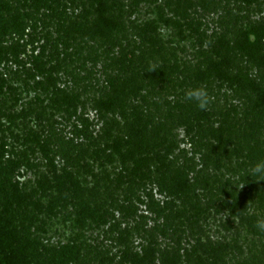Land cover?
Here are the masks:
<instances>
[{
  "label": "rangeland",
  "instance_id": "1",
  "mask_svg": "<svg viewBox=\"0 0 264 264\" xmlns=\"http://www.w3.org/2000/svg\"><path fill=\"white\" fill-rule=\"evenodd\" d=\"M63 1H73L74 15L79 16L82 22L91 13L94 23H100L106 15L103 11L97 13L98 3L105 0ZM184 2L187 3L185 9L192 8L191 4L196 5L192 17L202 29L201 36L197 38L193 33L191 38L187 32L184 35L178 24L186 15L174 7H164L162 0H157L155 4H141L137 10L128 13V20L134 24L127 25L130 28L127 32L117 36L111 33L118 39L114 50L118 56L123 59L132 53L136 57L135 62L128 63L131 71H127L125 59L124 64L120 62L113 66L115 72L112 78L121 79L126 73L130 75L133 70H145L148 66L154 68L148 72L151 87L146 85L147 90L143 88L139 94L146 96L148 93L150 103L141 101L138 95L137 98H130L132 108L140 107L152 117L150 130L142 135L133 131L120 113L102 107L101 96L108 90V76L103 73L101 65L90 62L84 67L80 63L71 65L64 53V43L66 36H76L74 27L64 30L61 22H46L35 35L32 33L19 43L5 45L7 54L0 59V172L13 185H18L19 191L25 195L19 197L16 192L11 193L15 206L12 222L22 233L44 243L49 250L47 254L40 249L36 253L35 264H57L55 254L67 250L75 253L72 255L77 259H61L58 264H244V261L253 264L255 258L263 255L259 245L264 238L258 240L246 230L242 233L240 230L241 238H238L236 229L239 220L236 218L239 217L234 216L233 219L223 204H213L208 200V194L201 191L195 196L189 193L187 201L195 204L198 196V207L202 206L208 213L204 216L210 217V220L206 222L204 219V230L194 228L199 229L198 233L192 231L190 224L195 221L198 210L182 206L184 198L177 194L174 188L176 182L173 185L170 182L169 163L157 167L159 173L152 168L155 178L146 182L143 190L131 200L126 191L128 184L118 185L116 182L124 170V159L116 157L113 167L101 169L94 159L95 146L83 142L79 135L81 119L88 118L98 146L109 144L111 147L113 140L118 138L129 141L125 154L133 151L139 155L140 145L147 146L149 150L160 145L161 154L167 153L170 158L178 151L172 153L163 147L173 140L180 149L190 150L192 133H189V127L197 126L199 119L207 118L200 122L204 125L209 122L218 128L220 120L217 114L231 116L233 112L228 110L236 107L239 108V116H244L241 114L247 111L244 112L242 106L250 94L248 83L256 81L259 85L264 84V0ZM158 7H162L161 12ZM160 13L172 19L171 26H165L159 18ZM152 22L158 28L156 51L151 48L145 50L139 34L133 30L136 25L141 27ZM182 25L186 31L185 24ZM252 32L256 38L250 36ZM85 41L87 43L83 47L87 49L96 46L93 36ZM69 42L72 45L69 52L75 54L76 44ZM120 45L123 49L119 50ZM220 64L225 65V76L218 68ZM43 66L49 72H44ZM159 68L166 74L161 76ZM45 74L51 76L45 77ZM175 79L176 86L173 84ZM197 88L205 89L210 97L206 110H200L194 102L185 98L187 91ZM64 94L80 101L77 109L70 107L71 103L62 102ZM57 100L61 103L53 104ZM257 101L252 96L247 102L251 108H257L262 103ZM262 110L263 118L257 121L258 128L248 133L239 132L246 138L222 151L227 165L223 170L224 182L232 177L236 179L237 186L244 190L250 202L247 204V199L237 192L236 186H233V191L237 192L238 201L240 198L248 207H252L251 200L256 198V190L262 185L251 174L257 161L264 159ZM108 153L113 154V151L108 150ZM61 182L69 190L76 188L86 203L95 201L94 206L102 217L107 211L113 212L115 220L104 217L96 222L87 221L77 215L78 210H74L68 201L58 211L51 210V202L60 196L56 185ZM50 187L53 192H50ZM149 197L157 204L153 214L148 211ZM113 199H118L119 210L114 209ZM225 199L229 201L228 197ZM127 200L131 201L139 216L142 214L149 219L123 216L121 207H128ZM164 201H173L179 206L184 212L183 218L166 222L165 218L171 211L166 215L159 214ZM225 203L232 205L231 202ZM231 220L235 223L227 224ZM165 224L168 228L164 227ZM199 241L205 245L203 248L197 246ZM219 242L229 244L231 248L219 251L209 248Z\"/></svg>",
  "mask_w": 264,
  "mask_h": 264
},
{
  "label": "trees",
  "instance_id": "2",
  "mask_svg": "<svg viewBox=\"0 0 264 264\" xmlns=\"http://www.w3.org/2000/svg\"><path fill=\"white\" fill-rule=\"evenodd\" d=\"M126 1L129 3L127 4L120 0H112L110 2L105 0L99 2L97 13L103 11L106 15L102 17L100 23H94V20L91 18L93 17V13L84 17L85 22H82L79 16L74 15L73 1L0 0V59L7 54L8 50L5 45L13 42L19 43V41L25 40L26 37L28 38L31 36L30 34L32 33L35 35L39 32L42 24H45L46 22L55 24L61 22L64 26V30H66V28L74 27L76 36H66V42L64 43V53L66 54V57H69L71 65L80 63L81 66L84 67L85 64L89 62L96 66L101 65L103 73L108 76L106 80V89L108 90L103 94V97L101 96L102 107L107 111L120 113L125 117V120L129 122L133 131L141 135L145 134L150 130V126H152L151 114L146 113L144 110L140 109V107L132 108L130 106V98L131 96H135L136 98L139 96L141 101L146 103L150 101V99H148V93L146 96L139 94L143 91V88L144 90H147L148 85L151 87L152 84L149 82L150 76L148 72L152 71L154 68L148 66L145 70H133L131 73L135 76L126 73V76H123L121 79H118L117 77L112 78V75L115 72L113 66L118 65L120 62H123L124 64L125 61L123 59H125V65L127 63V71H131L132 68L128 63L132 64L136 59L132 53H130L128 57L125 56V58L122 59V57L114 52L118 45V39H115L114 36L112 37V34L117 36L127 32L130 29L127 25L132 26L134 24V22L128 20V13L137 10L143 3L155 4L157 3V0L154 2L152 0ZM162 1L165 2L164 7H174L186 15L179 20L178 24L184 31V35H186L185 32H187L190 35V38L192 33L196 38L197 36H201L202 29L196 19L192 17V11L196 9L195 4H191L192 8L185 9L186 6L184 5H187V3L185 4L184 0ZM161 9L162 7H158V11L161 12ZM179 15L180 14H178V16ZM159 18L164 24H166L165 26H171L172 19L165 17L163 13H160ZM76 20L80 21L78 22ZM183 23L185 24L186 31L181 27L183 26ZM133 30L139 34L140 43L142 42V44H144L145 50L151 48L156 51L155 49L158 44V28L155 22L144 24L141 27L136 25L133 27ZM91 36H93L96 46L87 49L86 47H83V45L87 43V41H85L86 38L90 40ZM250 36L256 38L254 32L250 33ZM69 41L76 44L74 51L77 50V52L75 54L69 52L72 48ZM52 48L53 47H51V49ZM120 49H123L122 45H120L119 50ZM43 50H46V48H43ZM151 57H153V55ZM36 65L41 69L38 62ZM224 67L225 65H218V68L222 71L223 75L225 73ZM42 69L44 72H49L45 70L44 66ZM154 71H157V69ZM121 73H123L122 70ZM159 73L161 76L166 74L163 70H160ZM46 76L51 75L45 74V77ZM239 81L240 79L238 80V85L236 87L237 92H239ZM176 82V79L173 80L174 85L177 84ZM139 84L141 87L138 86ZM52 85L55 86L54 84ZM146 85L147 88L145 87ZM240 87H242V85H240ZM247 89L250 94L246 97L245 104L242 106L243 111H247L245 114H241L244 116H239V108H230L228 110L229 113L233 112L231 116L228 115L223 117L221 113L217 114L220 120L218 128H214L209 122L205 125L203 122H200L204 120L206 121L207 118L204 120L199 119L200 121H198L197 126L189 127V133H192L190 135L192 143L190 150L180 149L172 139V141H169L168 145L163 147V149H170L172 153L178 151L176 156L174 155L170 158L167 157V153H163V155L161 154L162 146L160 145L155 146L153 149L151 147V150L147 149V146L140 145L141 153H139V155H136L133 151H127L130 153L125 154L124 149H126L125 146L129 144V141H124L118 138L113 140L111 147L109 144L103 146L100 144L98 146L95 143L98 141L97 138H94L92 135V122L88 118L81 117L83 119H81L82 122L79 135L83 142L95 146L94 159L96 165L101 169L113 167L116 162V157H122L124 159V170L120 173V176L118 175L119 177L117 176L118 178L116 177V182L118 185H121L122 183L128 184V189L126 191L130 194L131 200L134 195L143 190V187L146 186V182H152V177L155 178V174H152L151 172L152 168L159 173L157 167L169 163L172 170L171 171L170 168L168 169L169 176L172 179L170 182L171 185L176 182L174 188L177 191V194H179L181 198H184L185 201L182 206H188L198 210L195 218L197 223H194V221L190 224L192 225L190 228L192 231H197L196 233H198L199 229L204 230V219L206 222H209L210 220V217L208 218L204 216V214L208 215V213L204 212L202 206L198 207V202L200 201L198 196L197 200L195 199V204H192L191 200L187 201L188 195L192 194L195 196L196 192L201 191L208 194V200L213 204L217 202L223 204L224 209L230 212L233 219H235L234 216L239 217L236 218L239 220L238 229H236L238 230V238H241L239 231L241 230L242 233V230H246L249 233L252 232L259 240L264 238V232L260 231L256 226L258 220L264 219V180H260L257 176L255 177V180H260L262 185L256 190V198L253 201L251 200L252 207H248L243 205L242 202L244 201H241L240 198L238 201L236 196L238 191L245 200L247 198L244 195V190H240V186H237V182L234 181L236 179L232 177L231 179H225L226 182H224L225 176L223 174V170L227 165L224 163L222 151L229 149L234 142L240 143L239 141L241 139H245L246 136L242 133H244V131L248 133L249 131L257 129V121L263 118L264 84L259 85L256 81H250ZM1 93L2 85H0V94ZM252 96H255L258 101L260 100L262 102L261 105H257V108H251L250 103L247 102ZM258 101L257 103H259ZM62 102L73 104L70 107H73L74 109H77V105L80 104L79 100H76V98H73L68 94H64ZM58 103L61 102H58V100L55 102L53 101V104ZM241 131L243 132L239 133ZM108 150H112L113 154L108 153ZM157 161L158 164H154ZM259 162L261 161H257V163ZM200 163L202 164L201 168H199ZM156 168L158 170H156ZM6 177L5 174L0 172V264H35L34 259L36 258V253L41 249L42 252L48 254L49 250L46 249L44 243L22 233V231L12 222L15 206L11 198V193L12 191L16 192L20 194L19 197H24L25 195L19 191L18 185H13ZM233 186L237 187V192L233 191ZM50 188V192H53V188ZM56 190L59 192L58 194L60 196L57 199H54L55 201L51 202V210H55V212L58 211L59 207L63 206L64 202L68 201L71 203L74 210H78L77 215L87 219V221L96 222L104 217H110L112 220H115L113 212L107 211L104 217H102L99 209L94 206L95 201L90 204L83 201L82 196L78 193L76 188L69 190L66 185L61 182L56 185ZM225 197H228L229 201H226ZM181 198H179V200H182ZM149 199L147 205L148 211L153 214V208L156 207L157 204L152 200V197H149ZM225 202H231L232 205ZM246 202L248 204L250 200L247 199ZM113 203L114 209L119 210L120 206L118 199H113ZM162 206L159 214L166 215L169 210L171 211L168 214L169 217L165 218L166 222H174L176 219L183 218L184 212L173 201H164ZM133 208L134 206L130 201L128 207H121L122 213H120L125 217L133 216L135 218V216H138L139 219L145 221L149 219L148 216H143L142 214L139 216L138 213H136L135 208L134 210ZM217 214L219 215L220 213L218 212ZM231 222L235 223V220L228 221L227 224ZM164 227L168 228L167 224H165ZM158 228L162 231L166 230V228ZM194 228L199 229L195 230ZM197 246L203 248L205 245L202 241H199ZM209 248L212 251H219L231 247L229 244L219 242L214 246L210 245ZM259 249L263 255L260 258L257 255V258L259 259L255 258L256 261L253 262V264H264V242L259 245ZM72 254L75 253H72L70 250L64 252L60 251L59 253L57 252L54 261L58 264L61 259H69L70 261L77 259V256L74 257ZM249 262L250 263L244 261V264L252 263L251 261Z\"/></svg>",
  "mask_w": 264,
  "mask_h": 264
},
{
  "label": "clouds",
  "instance_id": "3",
  "mask_svg": "<svg viewBox=\"0 0 264 264\" xmlns=\"http://www.w3.org/2000/svg\"><path fill=\"white\" fill-rule=\"evenodd\" d=\"M185 98L194 102L200 110H206L210 103V97L203 88L187 91ZM251 174L259 177L260 180H264V161L257 163L255 167L251 169ZM256 226L260 231L264 232V219L258 220Z\"/></svg>",
  "mask_w": 264,
  "mask_h": 264
}]
</instances>
